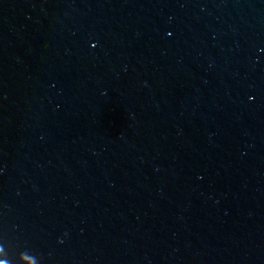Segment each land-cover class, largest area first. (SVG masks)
Segmentation results:
<instances>
[{
	"label": "water",
	"instance_id": "1",
	"mask_svg": "<svg viewBox=\"0 0 264 264\" xmlns=\"http://www.w3.org/2000/svg\"><path fill=\"white\" fill-rule=\"evenodd\" d=\"M0 264H264V0H0Z\"/></svg>",
	"mask_w": 264,
	"mask_h": 264
}]
</instances>
